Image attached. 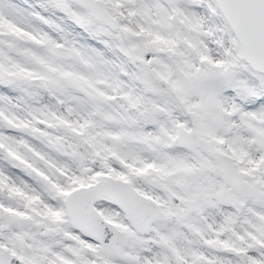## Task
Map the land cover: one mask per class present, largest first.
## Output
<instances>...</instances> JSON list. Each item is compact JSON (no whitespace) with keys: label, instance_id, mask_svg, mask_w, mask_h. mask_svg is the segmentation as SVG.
I'll return each mask as SVG.
<instances>
[{"label":"snow or ice","instance_id":"1","mask_svg":"<svg viewBox=\"0 0 264 264\" xmlns=\"http://www.w3.org/2000/svg\"><path fill=\"white\" fill-rule=\"evenodd\" d=\"M0 264H264V0H0Z\"/></svg>","mask_w":264,"mask_h":264}]
</instances>
